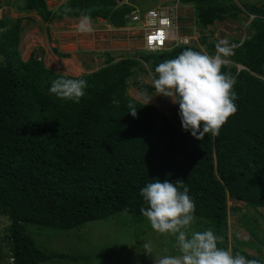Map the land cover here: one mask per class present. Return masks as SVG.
<instances>
[{
  "label": "trees",
  "instance_id": "16d2710c",
  "mask_svg": "<svg viewBox=\"0 0 264 264\" xmlns=\"http://www.w3.org/2000/svg\"><path fill=\"white\" fill-rule=\"evenodd\" d=\"M24 2L45 23L87 14L122 27L135 9L133 0H66L56 9L46 0ZM178 2L193 6L200 29L239 20L244 13L246 19L253 16L248 36L236 40L232 54L223 57L222 71L236 79L237 111L218 135L205 134L203 140L182 128L178 104L168 116L127 93V80L137 68L145 66L154 77L164 60L186 48L201 51L194 41L109 59L97 70L73 77L52 71L33 55L22 59L16 26L2 32L0 215L9 221V264L77 261L69 253L40 248L26 224L68 230L118 212L140 222L145 218L140 209L146 207L140 189L156 179L188 187L194 219L223 238L221 248L228 246L229 199L264 208V0L244 5L231 0ZM6 24L0 19V28ZM216 45H206L209 55H215ZM58 77L87 81L79 103L49 92ZM130 103L137 108L136 117L128 112Z\"/></svg>",
  "mask_w": 264,
  "mask_h": 264
},
{
  "label": "rangeland",
  "instance_id": "374dc122",
  "mask_svg": "<svg viewBox=\"0 0 264 264\" xmlns=\"http://www.w3.org/2000/svg\"><path fill=\"white\" fill-rule=\"evenodd\" d=\"M25 0H0V19L7 24L0 28V46L4 41L2 32L16 26L19 29L18 50L21 58L26 60L32 51L33 56L41 60L46 67L54 72L60 66L51 57L44 56V49L39 43V38L44 35L40 26L41 21L36 13L26 10ZM65 1V0H63ZM238 5L258 4L263 0H231ZM48 7L56 8L48 2ZM134 7L138 9V15L142 19L145 12L151 7L169 13L173 18V27L178 37L187 38L199 45L202 52L208 53L206 45L208 43L217 44L221 40H226L230 46L236 44V40H241L248 36L250 29L248 23L251 20L245 18V13L241 14L239 20H225L214 22L206 28L200 29L194 23V8L191 5H183L178 0H133ZM252 16V15H251ZM34 19L40 25L36 26V31H32L33 38H27L30 34L29 24L34 23ZM50 23V22H49ZM40 28V29H39ZM93 32L98 38L96 47L99 53L111 48H117L122 54L130 55L138 52H149L144 48L142 39V24L124 30H110L105 26L96 25ZM93 37V36H86ZM202 38H205L204 43ZM34 39V40H33ZM35 42V44H34ZM112 43V45H110ZM177 44L170 41L167 47ZM110 45V47H109ZM115 45V46H114ZM33 48V49H32ZM232 48V47H231ZM113 52V50L111 49ZM94 50H78L75 52L77 59L82 62L84 71H87L91 63V53ZM114 53V52H113ZM218 54L217 50L215 55ZM138 57V55H136ZM100 58V56H98ZM6 56L0 51V61H4ZM94 63L100 64L101 59H94ZM71 66V61L67 64ZM97 65L91 66L92 68ZM53 68V69H52ZM137 68L138 71L127 80V93L137 100L147 103V99L153 97L147 104L154 105L158 110L170 116L175 103L169 97L157 94L153 86V76L150 72ZM60 69V68H59ZM229 214L227 218L226 242L227 249L233 254L242 251L255 260L264 264V208L255 210L244 205L243 202L229 199L227 201ZM234 208H238L235 210ZM9 221L5 216L0 215V264H9L7 257V227ZM29 235L33 237L40 248L46 251L69 253L79 258L73 262L53 258L42 264H155L165 255H178L175 247V238L168 234H160L153 230L150 222L145 217L140 222H135L130 214L118 212L104 220H94L87 222L82 227L68 230L53 229L49 227L26 224ZM213 230L206 224H198L194 219L191 230L204 231ZM214 232V230H213ZM215 235L216 232H214ZM149 242L152 245V254L147 253L142 245ZM165 249H168L166 252Z\"/></svg>",
  "mask_w": 264,
  "mask_h": 264
},
{
  "label": "clouds",
  "instance_id": "9594fccd",
  "mask_svg": "<svg viewBox=\"0 0 264 264\" xmlns=\"http://www.w3.org/2000/svg\"><path fill=\"white\" fill-rule=\"evenodd\" d=\"M76 29L91 33L94 29L90 15L82 14ZM216 48L217 55L186 48L154 69L152 83L156 95L169 97L179 105L182 128L198 140H203L205 134L218 135L228 118L237 111L235 100L238 97L233 91L236 79L222 71L226 63L223 57L230 56L232 48L226 40L217 43ZM86 87L84 79L58 77L52 81L49 92L57 98L79 103ZM152 98H148L147 103ZM128 108V112L136 117L137 108L131 103ZM188 193L189 189L182 181L173 183L168 179H156L140 189L146 204L140 209L141 214L148 219L153 230L175 238L179 253L162 256L155 260V264H261L259 260L219 247L223 238L211 229L190 231L195 203ZM142 247L152 254L149 242Z\"/></svg>",
  "mask_w": 264,
  "mask_h": 264
},
{
  "label": "crops",
  "instance_id": "0c3cea01",
  "mask_svg": "<svg viewBox=\"0 0 264 264\" xmlns=\"http://www.w3.org/2000/svg\"><path fill=\"white\" fill-rule=\"evenodd\" d=\"M50 1L53 6L54 4H56V8H57L59 5H61L66 0L65 1L46 0L47 5H49L48 2ZM122 2H127V0L118 1L119 4ZM183 5H189V4H183ZM134 10H138L137 7ZM31 12L36 13L35 11H31ZM37 17L42 23L40 28L42 27L41 30L44 34V35H41L39 38V43L42 45L44 49L43 55L51 57V59L54 62L58 63L57 66H59L60 64L59 66L60 69L58 68L57 73L69 75L73 77H79L80 75L84 73H89L94 70H97L98 68L102 67L105 64V62L109 59H112V61H117L123 57L128 56V55L122 54V52L119 51L117 48H111L110 45H112V43H110L109 45L110 49H105L103 52L101 50V52L99 53L100 49L98 48L101 47L102 44L96 47L97 46L96 43H99L98 38L96 37L97 34L95 35L93 31L91 33H81L77 31L76 29V25L78 24L79 20L82 17H77V18L64 17V18L55 19L51 21L50 23H45L40 19L39 16ZM91 23L93 27H95L96 25H101V26L107 27L110 30L112 29L124 30V29L133 28L134 26L138 25V22L133 23L130 20H128L125 26L114 27L109 22H107V20L100 18V17L96 19H91ZM38 25L40 24L35 19H34V23L29 24V31L31 32L30 34L27 35V38H30V37L33 38L34 34L32 33V31L34 30L36 31L37 30L36 26ZM86 36H93V37H86ZM80 49L85 50V51L86 50L89 51L91 49L94 51H97L96 53H91L92 54L91 56L94 57V59H96V57L97 59H101L102 62L100 64L94 63L91 57V59L89 60V62L91 63V66H93L94 64L97 66H94L93 68L89 66L87 71H84L85 69L82 65V62L79 61L77 59V56L75 55V52ZM111 49L113 50L114 53L111 51ZM32 51L33 50L30 51V54L28 56L33 55ZM98 56H100V58ZM70 61H71V66L70 65H66L65 67L61 66V63L67 64Z\"/></svg>",
  "mask_w": 264,
  "mask_h": 264
},
{
  "label": "built area",
  "instance_id": "2783aa9c",
  "mask_svg": "<svg viewBox=\"0 0 264 264\" xmlns=\"http://www.w3.org/2000/svg\"><path fill=\"white\" fill-rule=\"evenodd\" d=\"M250 17L252 18L253 16ZM128 19L133 23L141 22L143 45L148 51L165 49L170 41H176L177 44L192 42L187 38L178 37L173 27L174 18L169 13L159 9V7L149 8L142 19L138 15V10H132L128 15ZM234 46L236 44H233L231 47Z\"/></svg>",
  "mask_w": 264,
  "mask_h": 264
},
{
  "label": "water",
  "instance_id": "95a60500",
  "mask_svg": "<svg viewBox=\"0 0 264 264\" xmlns=\"http://www.w3.org/2000/svg\"><path fill=\"white\" fill-rule=\"evenodd\" d=\"M118 1H121V0H118Z\"/></svg>",
  "mask_w": 264,
  "mask_h": 264
},
{
  "label": "bare ground",
  "instance_id": "6f19581e",
  "mask_svg": "<svg viewBox=\"0 0 264 264\" xmlns=\"http://www.w3.org/2000/svg\"><path fill=\"white\" fill-rule=\"evenodd\" d=\"M174 32V31H173Z\"/></svg>",
  "mask_w": 264,
  "mask_h": 264
}]
</instances>
